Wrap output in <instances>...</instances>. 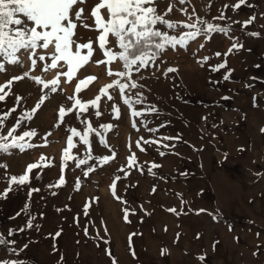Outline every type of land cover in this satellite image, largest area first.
Instances as JSON below:
<instances>
[{"label": "rangeland", "instance_id": "374dc122", "mask_svg": "<svg viewBox=\"0 0 264 264\" xmlns=\"http://www.w3.org/2000/svg\"><path fill=\"white\" fill-rule=\"evenodd\" d=\"M236 3L159 0L161 14L173 5L164 18L178 27L157 25L171 36L194 31L182 24L203 28L200 20L230 30L169 48L155 65L133 72L137 87L124 93L131 109L118 90L110 89L112 100L102 96L98 108L83 112L76 108L61 122L58 111L73 106L69 97L79 80L98 77L81 86L77 98L88 102L118 78L108 77L105 66L90 62L70 83L60 77L53 93L29 78L39 76L45 82L56 78L58 70H43L50 61L38 60L32 69L21 53L20 64L6 65L0 85L25 72L28 77L5 89L8 95L0 101V117L8 115L0 123V136L13 127L14 136L35 135L0 151V239L7 242L0 244V264H264V0H246L233 10ZM221 12L225 19H216ZM253 16L254 22L244 27ZM93 35L80 29L81 40ZM233 43L242 47L229 53ZM102 58L97 51L93 61ZM221 63L225 68L213 71ZM111 67L123 70L119 61ZM169 67L177 71L164 75ZM42 95L44 104L32 113ZM113 104L120 110L119 119L114 118ZM132 110L142 115L131 116ZM89 126L85 145L81 136ZM70 129L80 135L73 137L74 146L64 157ZM137 141L145 151L136 147ZM133 155L135 163L128 167ZM104 156L114 158L101 166L98 161ZM80 160L85 163L77 167ZM33 163L40 167L29 174V181L13 185L5 198L9 179ZM153 164L159 167L152 168ZM89 167L95 170L85 177ZM114 180L119 200L110 188ZM33 188L39 191L29 197Z\"/></svg>", "mask_w": 264, "mask_h": 264}, {"label": "snow or ice", "instance_id": "6c2138e0", "mask_svg": "<svg viewBox=\"0 0 264 264\" xmlns=\"http://www.w3.org/2000/svg\"><path fill=\"white\" fill-rule=\"evenodd\" d=\"M184 2L185 0H180L181 4ZM158 3L159 0H92L89 5V0H0V72L6 70V65L20 64L19 54L21 53L26 54L32 69H35L38 65V60L41 62L50 61L44 66L43 70H58L56 78L50 82L42 81L39 76L29 78L33 79L38 85L42 84V90L49 89L55 93L60 77H65V82L70 83L74 79L76 72L88 63L93 62L97 67L105 66L108 77L115 76L118 79L112 80L101 87L95 98L88 102H82L77 98L82 91L81 86L96 81L98 77L87 76L79 80L75 85L73 96L69 97L70 100H74L73 106L67 109L61 107L58 111V119L63 122L64 116L76 108L81 112L87 111L90 106L98 108L97 102L101 100L102 96L112 100L110 89L118 90L122 102L131 109L132 102L130 99L124 98V93L128 88L135 89L137 87V84L131 80L133 72L139 73L141 69L155 65L156 61L162 59V54L169 48L176 50L177 45L183 48L189 41L196 40L198 36H210L212 33H223L226 35L230 30L229 27H218L212 23L200 20L199 23L204 25L203 28H197L196 23L182 24L179 25L181 28L193 29L194 31H186L179 38L171 36L168 32L161 31L157 25H163L169 30H175L178 27L177 24L164 18L172 11L173 5L168 4L166 10L161 14L158 11ZM245 3L246 0H238V3L232 6L233 10L239 9ZM225 7H228V5H225ZM216 19L224 20L223 12ZM254 20V16L250 17L243 23V26L247 27ZM80 29L94 33L93 37L81 40ZM249 35L256 36L258 34L249 33ZM201 47H203V44ZM241 47L242 45L233 43L228 52L231 53L233 49L238 50ZM39 50H43V54H39ZM97 51L103 58L93 61ZM216 55L219 56L220 53ZM204 59L206 61L208 58L205 57ZM117 61L121 63L122 71H113L111 67ZM225 66L224 63H221L214 67L213 71H218L225 68ZM65 68L67 70L63 71ZM175 71L177 69L169 67L164 75ZM26 77H28V72L23 75L13 76L6 84L0 85V93H2L0 94V101H4L8 95V92H5L6 88H10L13 82L21 81ZM229 78L230 73L224 75V80ZM121 81L124 82L122 83ZM19 99L20 97H17V100ZM223 99H228V97H223ZM44 102L45 96L42 95L33 107L32 113L37 112ZM12 111H15V109L13 108ZM112 111L117 114L114 118L119 119L120 110L115 104L112 105ZM152 111H155V109L153 108ZM100 114L98 110L95 112L97 117ZM7 115L0 117V123L7 119ZM130 115L139 117L142 113L132 110ZM135 126L133 124V127ZM102 127L110 129L112 125H102ZM15 131L16 128L13 127L8 130L7 135L0 136V151L6 152L10 148H15L18 146V141L35 135L34 132H24L20 136H14ZM90 131H92L91 126L81 136V141L85 145L89 143L88 133ZM261 131L264 132V129H261ZM70 132L71 135L67 137V147L63 149L62 153L64 157L69 155L68 150L74 146L73 137L80 135L76 129H70ZM10 138L11 143H7L6 141ZM164 139H179V137H164ZM100 143L107 147L102 138ZM143 143L158 144V141L143 140ZM20 147L21 149L23 148L22 145ZM136 147L141 152L145 151L141 147L140 141H137ZM113 158L104 156L98 162L103 166ZM44 159V157H41V160ZM84 163L85 160H80L77 163V167ZM134 163L135 156H129L128 167H132ZM38 167L40 165L37 163L29 164L22 175L11 177L8 181V188L4 190L2 195L6 198L13 185L23 186L27 183L29 174ZM156 167L159 166L156 164L152 165V168ZM94 170V168L89 167L84 172V176L88 177L89 173ZM120 171H124V169H120ZM116 179L118 180L119 177ZM61 182H63V177H61ZM110 188L113 196L119 200L120 197L115 192V180L110 185ZM36 191H39V189H30L28 196L31 197L32 193ZM169 211L175 212L176 210L170 209ZM85 214H87V206L85 207ZM124 220L128 222V212L126 210ZM28 227H32L31 223L28 224ZM9 235H12V233L9 232ZM55 235L59 236L60 232ZM85 235H87V229H85ZM131 235L129 237L130 246ZM4 243L7 242L0 239V244ZM161 254H163V251ZM199 259L204 260V257L201 256Z\"/></svg>", "mask_w": 264, "mask_h": 264}]
</instances>
